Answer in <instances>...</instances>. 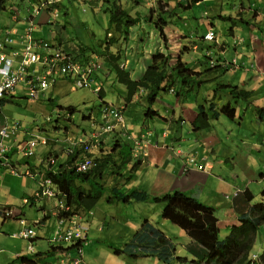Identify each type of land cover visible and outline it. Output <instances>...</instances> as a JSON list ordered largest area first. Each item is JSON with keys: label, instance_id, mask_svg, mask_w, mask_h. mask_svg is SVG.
Segmentation results:
<instances>
[{"label": "crops", "instance_id": "obj_1", "mask_svg": "<svg viewBox=\"0 0 264 264\" xmlns=\"http://www.w3.org/2000/svg\"><path fill=\"white\" fill-rule=\"evenodd\" d=\"M164 1H169L171 6L174 7L172 3L173 0ZM229 1L230 0H202L197 2L190 9L194 7V9L202 11L205 5L206 9L209 11L213 8H218L220 14L217 18L224 22V19L226 18L225 15L228 13L225 6L227 3L231 2ZM255 2L256 6L254 5ZM262 3H264V0H238V5H234L238 6V12H236L235 15L236 17H230L232 21H234V25L228 33V38L223 40L222 43H218V40H221L222 38L220 33L221 27L216 25L214 20L213 22L209 20L206 12L201 15L204 16L206 20L202 22H194L189 31L175 28L171 23L165 28L164 36H161V33L158 32V29L153 23V19L146 24L140 25L138 23L139 25L136 27L137 32L135 34H130L126 39L129 40L127 41V44H125L129 49L137 50V48H139V51H135L130 58V71L132 78L138 80L143 75L152 55L156 52L171 57L173 63L175 62L174 59L176 57H182L183 61L188 64L190 63L192 67H198L199 62L207 56L208 58H221L220 62L224 63V66H226V60H228L226 57L227 51L228 48L230 49L231 47V42L233 45L232 59L228 61L231 63V61L237 59V65L239 68L237 69L233 66L230 67V70L226 75L229 80L227 83L238 85L249 91H254L255 97L252 105L264 107L262 106L264 105V4ZM236 9L237 7H235L234 11L232 10L231 13H234ZM57 14L58 12L55 15ZM245 14H247L248 19L244 18ZM52 18L49 19L48 23L52 21ZM173 19H186V17L181 18L176 16ZM11 22L12 20L10 19V23ZM48 23L45 25L39 23V35L33 38H45L46 26H50ZM16 24H20L21 27L25 26L23 18L19 19ZM238 25L239 27H237ZM245 25L247 29H244ZM234 26L236 28H234ZM187 27H189L188 24ZM17 30H19V27H17ZM209 30H214L216 33L217 41L214 43H206L203 40L205 34ZM239 30L242 32L239 33ZM1 31L6 32L7 27L0 28V32ZM42 31L43 33H41ZM148 33L151 34V40H154L158 44V47L147 42ZM258 35L261 38H259ZM58 44L60 46V42ZM187 46L191 47V49ZM196 47H198L197 50H195ZM186 50H190V52ZM140 70H142L140 77L134 78L132 72ZM229 73H233V75H229ZM114 77L115 74L106 65L104 72H101L100 81L102 82V85H104L108 80L112 79V81H114ZM199 79L204 81L203 76H199ZM210 84L211 83L208 82L197 86V90L193 91L185 102H180L173 92H168L167 95L169 98L166 100L162 95L152 108L159 114L155 116H147L145 114L147 103L144 98L137 96L133 101L126 102L124 98L126 97L125 88L123 87L124 90H118L122 93L118 100L119 106L116 107L123 109L124 116H127V120H129L128 122L125 118L127 127L128 125H135L138 127L136 131L131 128H127V130L125 129L127 137L134 138L143 135L150 140L149 155L142 162L139 170L134 175L133 181L126 186H121L124 189L139 187L153 196L163 195L176 190L189 193L205 204L214 206L218 209V216L221 223L220 226L221 229H223L231 224H238V221L236 220L237 214L241 216L249 213L250 207L253 206L251 201L255 197L250 189L252 184L255 182L259 185L264 184V174H261L259 180L250 177H255L256 168L259 170L261 169L256 156L253 157L252 155H257L264 151V122L257 119L254 111L252 113L253 119L251 120L247 118V113L244 112L251 107L245 108V103H240L237 105V117L235 121L229 120L228 123L223 119L224 117L221 116L218 120L213 121L211 128L196 131L193 122L197 117V100L198 102H201V99L204 96L202 89L204 85ZM187 106H189V108H187ZM241 112L243 114H241ZM99 113L100 111L97 112L98 116ZM187 113L190 114V118L185 120L184 117ZM92 115L91 117H93ZM177 118L179 119V122ZM1 121L5 124L3 119ZM90 123L92 129L91 133L83 135L87 138L93 137L96 134V131L93 129V127L95 128V125L93 122ZM186 125L189 126L188 129H185ZM27 127L28 124H22L21 128L15 133L16 136L14 137L15 134H11L7 143L9 145L20 144L23 142L26 135H28V137L35 134L43 136L38 130H28ZM30 127L32 126L29 125V128ZM248 127L256 129L257 132L250 134ZM64 131L65 136L67 137V145L65 146V150L67 151L73 143H77L83 136L72 138L70 129H64ZM101 135L96 139H101ZM121 135L123 136V134ZM111 136H108V138L106 136L104 137L106 138L105 142L107 143L105 146H111L112 139H114L116 135L113 133ZM230 139L232 145H229L227 149H224L226 141ZM49 153H53V151H49ZM196 153L198 156L201 154L213 160L212 171H210V165H206L205 167H209V169H205L206 171L204 175L202 174V170L198 169L196 164L190 162V159ZM44 155L45 152L41 151L40 155H37L36 158L29 161H26L23 157L16 156H12L11 160L14 163V167L20 169V171H25V169L40 166ZM54 158L58 160V156H54ZM59 162H61V160ZM202 163L206 164L205 161H202ZM6 172L7 171L5 170L0 172V207L3 209V211H0V227L3 229L0 232V256L1 254H5V249L3 247L6 243V237L19 226L23 229L20 220H25V207L37 204L36 202L25 204L23 203V200L34 194L37 190L39 180V178L34 179L31 176L13 177L6 174ZM128 174L130 173H127L126 175ZM14 185L18 186L15 195L13 193ZM32 185L35 186V188H32ZM238 190H242V193L234 198L233 195ZM245 190H248L249 193L245 194ZM17 193H19V195ZM227 195H230V199L226 198ZM52 200L53 199L42 200L45 203L41 208L43 220H37L33 223L35 225L36 222H39V225L37 226H39L40 229L42 228L41 233H37V237L32 242L36 248L39 247L41 249V251L38 252L42 254L40 257L42 262L39 261L40 264H52L49 261L51 255L47 257V253L51 251V246H57L51 244L57 223L55 218V216H57V209L56 205L51 202ZM21 201L22 206H19ZM50 204L51 207H49ZM120 204L116 205L122 209L121 215L124 216L122 221L129 222L128 224H125V226L131 228L133 236L137 231L142 229L143 225L149 227L154 226L158 229L157 226L160 221H156L152 218L154 216V204ZM5 208L13 210V215L7 217L4 213L6 210ZM128 208H130V210H128ZM135 209H138L141 212V221H136L130 218ZM125 213L127 216L124 215ZM156 214L159 215L158 211H156ZM227 214H230L229 217L231 222L229 223L225 221ZM82 215H85V217L87 216L86 218H93L95 216L94 210ZM82 215L79 216L82 218ZM26 222L30 225L28 221ZM39 241H41L40 244L38 243ZM42 244H46L49 247L48 251H44L46 245L42 246ZM36 253L37 252H35V254ZM9 254V260L11 261L20 255H28L27 243L26 252L23 251V245L21 244L20 246L12 248ZM76 256L78 255L73 254L71 257ZM56 261L57 264H61L62 261L67 263L68 258L61 256L56 259ZM53 264H56V262Z\"/></svg>", "mask_w": 264, "mask_h": 264}, {"label": "trees", "instance_id": "obj_2", "mask_svg": "<svg viewBox=\"0 0 264 264\" xmlns=\"http://www.w3.org/2000/svg\"><path fill=\"white\" fill-rule=\"evenodd\" d=\"M13 1L15 0H0V12L2 10H7L11 18L12 10L22 12L30 6V13L35 9L45 11L49 15L48 19L45 21L48 23L49 18L52 17V12L55 10L58 11V8L59 12H61L65 0H22L23 2L19 3V5L15 4L16 7L11 4ZM69 1L74 6L86 4L92 6L94 2H99L101 8L105 6L104 13L108 15L109 24L108 29L106 30V37L100 41L99 50L93 46L72 45L71 43L63 44L60 48L71 52L75 57V60L82 62L90 60L94 54L99 57H104V62L107 63L106 65L115 74V80L126 90V97H124L126 102H131L135 97L141 96L147 103L145 112L147 116L159 115L158 112L154 111L152 108L164 92L168 93L172 91L180 102H185L190 94L197 90V86L215 81L214 86L212 87L213 97L211 100L203 99V102L205 101L208 104L205 106L197 100V117L193 122L196 131L211 128L213 121L218 120L221 116L226 117L228 120L235 121L237 117V105L240 103L250 104L254 109L253 111L257 119L264 122V107L252 105V103H254V91H249L238 85L224 82L223 79L229 72L231 63L229 66H224L222 64L210 66L207 62L210 59L206 57L205 60L199 62L198 67H192L190 63L188 64L184 62L182 57H176L174 59L175 62L173 63L171 57L156 52L152 55L147 68L138 80L132 78L130 70L122 69L120 63L125 64L129 58H127V56L123 57L122 52L115 54L110 51V43H119V39L116 37L108 39L107 34L111 32V29H116V31L123 35L125 39L130 36L131 29L138 25L140 19H135L131 15L127 10L126 4L131 2L130 4H133V6L137 4L139 5L141 3L140 0ZM157 1V17L153 23L158 29V32L161 33V36H164L165 28L171 23L172 25H175L176 23L175 20H171L173 16H175L176 6L190 9L193 5L202 0H173L176 2V6L174 7L171 6L169 1ZM8 5L10 6L8 7ZM152 12L154 11L152 10ZM30 13L29 15H31ZM64 14L68 15L69 13L67 10H64ZM150 20L151 13L149 14L147 21L149 22ZM11 24L12 22L7 26V30L11 27ZM48 24L52 26L56 24V22H49ZM103 50L105 53L102 52ZM219 60L220 59H218V61ZM199 76H203L204 81L200 80ZM67 82V85L71 87L70 82L72 81L67 78ZM91 89L94 90V87ZM207 90H210V87ZM10 93H18L20 96L30 99L23 86H17ZM10 93L5 95V99L0 100V106L6 104L8 98L13 97V94L10 95ZM97 94L103 101L98 110L99 112L103 106L110 105V103L105 100L106 93L104 88L98 91ZM37 99H39V97L30 100ZM49 100L52 101V99ZM60 108L61 111H65V108ZM76 111L77 109L75 107L70 106L66 108L65 114L67 116H73ZM59 117H61L60 113ZM88 119L89 122H93L95 125L94 130L96 133H101L97 117L94 118L90 116ZM59 120L60 119L58 118V121ZM32 128L33 130H40L33 126ZM55 128L58 127L55 126ZM121 134H123L122 131L116 130V137L115 140L112 141L111 146H105L108 148L100 145L97 151H89L88 148L92 141L88 139L83 145L79 146L80 143H78L74 146L71 152H67L65 160L61 162L55 160L54 165L50 163V160L52 159L50 157L51 154H48L45 157V161L42 162L40 166L25 169L29 171V174H12L9 170L6 174L14 177L31 176L34 179L39 178L38 186L42 180L48 179L53 183L57 198L61 203L70 208L69 211H60V214L55 216L57 223L54 232L58 227L64 232L70 231V228L66 229L64 227V225L70 223L69 220H62V224L60 223V220L63 217L66 219L71 216L92 212L105 193L108 192L109 196L106 200L109 204L113 205L120 203H162L164 205L161 214L162 218L182 228L189 237L190 243L198 245L204 250L201 258L196 256L192 259L178 257L186 264H256L258 259L261 261V264H264V250L260 256H257L258 259L256 262H254L253 258L257 235L260 233L259 231L264 229V203H258L251 206L249 213L241 216L237 214L236 220L238 221V224H231L228 226L227 229H230L229 234L224 239H220L219 235L222 229L220 226L221 223L218 216V209L214 206L205 204L195 196L179 190L153 196L139 187L131 189L122 188V186H126L133 181L134 175L147 157L143 156V158H140L142 155L141 153H138V156H136L134 139L137 137L130 138L127 137V134L125 136H122ZM28 138L29 137L26 135L23 142ZM12 156L22 157L16 155L15 150H11V153L7 156L11 165H13L11 162ZM35 156L36 150L33 157ZM33 157H24V159L29 161L33 159ZM85 158L93 159L95 165L85 172H78L76 166ZM191 159L193 163L198 166V169L203 170L206 165H210V171H212L213 160L208 157L201 154L198 156L196 153ZM202 161H205L206 164H203ZM126 172H129L130 174L126 175ZM109 180L112 182L109 183ZM248 193V190H245V194ZM28 199L30 202H33L32 198L29 197ZM1 211H3V209H1ZM229 216L230 214H227L225 219L228 223L231 222ZM76 234L77 233H73L75 238L72 242L67 243L68 245H64L66 243H60L57 246H51V251L47 253V257L51 255L50 257H54L56 260L61 256L71 257L73 254H77L79 250L83 249L86 240L83 237L81 230L78 236ZM9 236L16 239L12 237V234ZM150 238L158 241L159 244H157L156 247L162 249L161 258L162 260L168 261V258L173 255V251L176 247L173 245L172 241L166 237L164 232L154 226L149 227L143 225L142 229L134 234L132 246H130V249L134 252L131 251L130 254L136 253L138 255L142 253L143 257L147 256L150 249L145 245H140V243L148 241L147 243L153 246V242L150 241ZM154 248L155 247L152 248V253H156ZM117 252L121 253L120 250H117ZM136 254L133 255L137 256ZM41 256L42 254L40 253L34 255H21L9 264H40L39 261L42 262L40 259Z\"/></svg>", "mask_w": 264, "mask_h": 264}, {"label": "rangeland", "instance_id": "obj_3", "mask_svg": "<svg viewBox=\"0 0 264 264\" xmlns=\"http://www.w3.org/2000/svg\"><path fill=\"white\" fill-rule=\"evenodd\" d=\"M94 1V0H93ZM135 1V0H134ZM141 3L138 5L133 4H126L127 10L131 13V15L136 19L139 18V24H146L148 21L149 14L151 13V19L153 18V21H155L157 17L156 9H157V0H140ZM231 1V2H230ZM230 3H227L225 6V9L228 10V13H226V18L224 19V22L219 20L217 17L220 14L218 8H213L210 11L206 9V5L203 7L202 11L199 9H192L185 8V7H177L176 2H172L175 8V18L176 16H179L181 18L186 19H171L175 20L176 23L174 26L175 28H178L180 30H186L189 31V29L193 26L194 22H202L206 20L204 16H201L206 12L208 15V19L213 22L215 21L216 25L221 27V40H218V43H222L223 40L228 38V33L231 31V27L234 25V21L230 19V17H236V12H238V0H230ZM22 0H15L11 4L16 7L15 4L22 3ZM264 4V3H262ZM256 6V2L254 3ZM10 5H8L9 7ZM101 4L99 2H94V4L91 6L89 4L86 5H73L69 0H65L63 3V8L61 9V12L55 10L54 12H58V16L52 12L51 16H56L55 20L52 18L51 22H56L54 25L46 26V36H44L45 41L48 42L50 45H55L60 48L63 44H69L71 43L81 46H87V47H94L97 50L100 49V41L103 40L106 37V30L108 29L109 19L108 15L104 13V7L100 8ZM237 7L234 13H231L232 10L234 11V8ZM64 10L68 11V15L64 14ZM152 10L154 12H152ZM205 15V16H207ZM153 16V17H152ZM49 15L45 11H41L38 14V18L36 19L37 24H46V19H48ZM244 18L248 19L247 14L244 15ZM10 16L8 14V11L2 10L0 12V28H5L10 24ZM50 19V18H49ZM138 24V25H139ZM187 24L189 27H187ZM136 25L131 29L130 34H135L137 32ZM236 26V25H235ZM234 26V28H236ZM239 27V25L237 26ZM39 26L36 27V30L34 32V37L39 35ZM53 30H52V29ZM244 29H247L246 25ZM54 31V32H53ZM23 32V30H22ZM242 31L239 30V33ZM51 33V35H50ZM56 33V34H55ZM61 37V38H60ZM108 39H112L113 37H116L119 39V43H110V51L112 53H119L124 52L126 49L131 53H135V51H139V48L136 49H129L125 44H127V41L125 40L124 36L121 35L116 31V29L112 30L111 32L107 34ZM259 38H261L258 35ZM71 41V42H69ZM51 42V43H50ZM60 42V46L58 43ZM147 42L151 45H155L158 47V44L151 40V34L148 33ZM228 44V43H227ZM106 46V45H103ZM229 46V45H228ZM230 49L228 48L227 51V58L228 60L232 59V43L230 42ZM191 49V47L187 46ZM92 49V48H91ZM65 50V49H64ZM185 51V50H184ZM190 52V50H186ZM91 52V51H90ZM105 53V51H102ZM220 54V53H218ZM131 55L127 56V58H131ZM94 59L98 61V63L101 64V71L104 72V69H106V62L104 57L93 55ZM208 57V56H207ZM235 58V57H233ZM206 58H203L205 60ZM210 60H208V64L211 66V60L218 61L217 58L209 57ZM226 60V66H228L230 61ZM202 61V60H201ZM130 70V66L129 69ZM142 70L140 71H134L132 72L134 78H139ZM233 75V73H229V75ZM115 78V77H114ZM224 82H229L227 76L224 77ZM214 82H211L210 85H204L202 89V93H204V97L201 99V103H203L205 106L208 104L205 101L203 102V99L211 100L213 97V89ZM67 78L61 77L58 78L55 83L50 85L48 89L42 93V95L37 100H30L26 99L18 93H10L13 94L11 98H8V102L4 104L3 106H0V130L3 129L4 123L1 121L2 119L6 122H14L18 121L21 123V125L28 124L27 129L32 130L33 127L39 128L40 133L43 134V138L46 140L45 144L39 145L36 148V156L41 154V151L45 152V155L43 156V161H45V157L48 154H51L52 160H56L54 158L58 156V161H63L67 157V152H71L75 145L70 146V151L65 150V146L67 145V137L65 136L64 129L68 128L71 131V137L72 138H79L80 136H83L85 134L91 133V123L89 122L88 117L92 116L95 118L97 117V120L99 123H101V113H99V116L97 115V112L102 105L103 101L99 98L97 92H95L92 89H77V90H71V87L67 85ZM105 85V88H104ZM103 88L105 89V100L113 104L114 106H119L118 100L121 95V91L118 90H124L123 86L118 83V81L114 80H108L104 83ZM210 87V90H207ZM212 89V90H211ZM167 92H164L163 98L168 99L169 96L167 95ZM44 95V96H43ZM28 96V94H27ZM29 97V96H28ZM255 97V96H254ZM6 97L0 98V100L5 99ZM49 99H52L50 101ZM194 100V99H193ZM145 105V103H144ZM73 106L77 109V111L74 113L73 116H67L65 114L66 108ZM264 106V105H262ZM65 108V111H61V108ZM146 107V105H145ZM249 108L244 113H247V118L253 119V107L249 105L248 103H245V108ZM189 108V106H187ZM244 111V108H243ZM59 113L61 114V117H59ZM124 114V113H123ZM241 114H243L241 112ZM241 116V115H240ZM127 120V116H124ZM224 117V116H223ZM58 118L60 119L58 121ZM71 118V119H70ZM185 120L190 118V114L187 113L185 115ZM226 122L229 123V120L227 118H223ZM178 122L179 119L177 118ZM129 122V120H127ZM249 122V120H248ZM58 127V128H55ZM127 128L137 130V126L135 125H128ZM189 126L186 125L185 129H188ZM249 131L250 134H254L257 132L256 129H251L250 127ZM94 129V127H93ZM17 133V132H16ZM113 133H102L100 136L101 139L93 140V142L97 145V147L94 150H98L100 145L102 147H105L107 144L105 142L104 138L105 136L108 138V136H111ZM16 134L14 135V137ZM18 136V135H17ZM28 136V135H27ZM112 137V136H111ZM185 137V135H184ZM114 138V137H113ZM80 139L83 140V144L88 140L85 136L81 137ZM7 140H5V143H7ZM112 139V141H114ZM8 144V143H7ZM9 145V144H8ZM229 145H232V141L227 140L224 149H227ZM13 147L11 150H14V144L9 145ZM11 150L8 151L7 156L11 153ZM17 151V150H16ZM49 151H53V153H49ZM148 153H149V147H148ZM33 157L34 158H36ZM253 157L256 156L258 162L260 163V170L258 168L255 169L256 175L255 177L250 176L251 178L255 180H259L261 177V174H264V151L261 153H258L257 155H252ZM24 158V157H23ZM13 163V161L11 160ZM14 164V163H13ZM209 167H205L202 170V174L205 175V169ZM20 170V169H18ZM26 171V170H25ZM200 171V170H199ZM23 172V171H22ZM129 172H126L127 174ZM14 177V176H13ZM250 180V178H249ZM112 181L109 180V183ZM254 182V181H253ZM18 188L17 185H14L13 187V193L15 195L16 189ZM32 188H35V186L32 185ZM39 186L37 187L38 190ZM251 191L254 194V198L252 199L251 203L252 205L258 204V203H264V184L259 185L256 182L252 184L250 187ZM36 190V191H37ZM35 191V192H36ZM34 192V193H35ZM19 195V193H17ZM109 196V193L106 192L101 201L97 204L94 210L95 216L93 218H86L85 215H82L81 219H78L76 221V225L73 224H66L64 227L66 229L72 228L74 226L78 227L83 237L85 238V245L81 252V257L83 259L84 264H186L184 261H181L179 258L187 257L188 259H192L194 256L201 258L203 256V249L195 244L190 243L189 237L186 235L185 231L180 228L178 225H175L171 223L168 220H162V210L164 205L162 203L160 204H154V212L153 217L154 220L160 221L159 225L157 226L162 232L165 233L166 237L169 238L173 245L176 247V249L173 251V255L168 258V261L162 260L161 258V251L162 249H159V247H156L158 241H156L153 238H150V241L153 242V246L147 243L148 241L141 242L140 245H145L150 249V252L147 254V256L143 257V254H136L131 253L134 252L130 249V246H132V239H133V231L128 226L126 227L125 224H128V221H122L124 219V216L121 215L122 209L117 205L109 204L106 200V198ZM34 201V200H33ZM51 202H53L56 207L59 206L60 201H57V199H53ZM44 202L40 201L37 202V204L32 206H27L24 209L25 216L24 219L29 222V224L37 231V233H41L42 228L40 229L39 226L34 225L33 223L35 221L43 220V213L41 211V208L44 206ZM122 205V204H120ZM22 206V201L20 202V205ZM51 207V204L49 205ZM130 210V208H128ZM156 211H158V214H156ZM110 213V214H109ZM127 216V214H124ZM115 218V219H112ZM133 220L141 221L142 215L141 212L138 209H135L132 214ZM55 219V218H54ZM53 219V220H54ZM22 229V227H18L14 231H12L10 234H14L19 232ZM2 227H0V232L2 231ZM230 232V229L223 228L220 231V239H224ZM260 233L257 235V242L254 248V254L256 256H260L264 250V229L259 231ZM26 243L28 246V242L21 240V239H11L9 236L6 237V243L3 247L5 249L4 255L1 254L0 256V264H9L12 262L9 260L10 252L12 248L16 246L23 245V251L26 252ZM39 244L41 241L38 242ZM51 244L53 245H59L58 243L52 241ZM46 245V244H44ZM42 244V246H44ZM64 245H68L67 243ZM137 246V245H135ZM155 247V252L152 253V248ZM49 247L46 245L44 251H48ZM51 249V248H50ZM117 250H120L121 253H118ZM125 252H123V251ZM41 249L39 247L36 248L35 246V252H39ZM43 251V249H42ZM136 254L137 256L133 255ZM28 255H32L28 251ZM154 255V256H152ZM179 257V258H178ZM52 264L57 261L54 259V257H50L49 260ZM256 264H261V261H259Z\"/></svg>", "mask_w": 264, "mask_h": 264}, {"label": "built area", "instance_id": "obj_4", "mask_svg": "<svg viewBox=\"0 0 264 264\" xmlns=\"http://www.w3.org/2000/svg\"><path fill=\"white\" fill-rule=\"evenodd\" d=\"M40 12L41 11L38 9H35L32 13H30L29 9L22 12L12 10L11 27L7 32H0V98L5 97L6 94L13 91L17 86H23L29 98L36 99L61 77L69 78L72 81L70 82L72 90L80 88L91 89L94 87L95 92L100 91L103 88L102 82L100 81L102 67L96 59L91 58L83 62L75 60L71 52L63 50L55 45H50L44 38H33L31 36L38 26L36 19ZM29 13L31 15H29ZM56 13L57 12H54V14ZM20 18H23V23L25 24L23 27H21L20 24H16ZM53 19L55 20V17ZM17 27H19V30H17ZM41 33H43V31ZM203 40L206 43L216 42L217 37L214 35V30H209L205 34ZM197 49L198 47L195 48V50ZM215 64L216 62L211 60V65ZM128 65L129 61L127 60L125 64H121L120 66L125 69ZM231 66L237 69L239 68L237 59L231 61L230 67ZM100 113L101 123H99V128L101 133H96L93 137H86L92 141L88 148L89 151H96L94 149L97 145L93 140H96L102 133H115L116 130H119L122 131L124 136L127 134L125 131L126 120L123 109L113 105H107L101 108ZM21 126V123L18 121H6L3 129L0 130V172L9 170L12 174H29L28 170L22 172L11 165L6 156L8 151L13 147L5 143V140L8 139L11 134H15ZM45 143L46 140L41 135H31L23 143L14 145L15 154L22 157H33L36 148ZM78 143H80L79 146L83 145V140L80 139L77 143H73L72 145ZM134 145L136 156H138V153L142 154L140 158L149 155V139L142 135L134 139ZM67 151H70V149ZM190 162L193 163L192 159H190ZM50 163L54 165L55 160L51 159ZM94 165L93 159L85 158L77 164L76 170L78 172H85ZM30 198L36 203L44 199H57V201H60L56 196L53 183L48 179L40 182L38 190ZM23 202L27 204L30 201L28 198H25ZM1 209L0 207V211ZM56 209L57 215L60 214V211L67 212L70 210V208L61 203V201ZM4 213L9 217L13 215V210L6 209ZM67 219L70 224L76 225V221L81 219V217L79 215L71 216L66 219L63 217L60 223L62 220L66 221ZM20 224L23 226V229L12 234V237L30 242L27 246V250L29 252H35L32 240L36 237V230L23 219L20 220ZM37 224H39V222L35 223V225ZM73 233H77L76 235L78 236L80 229L74 226L70 228V231L64 232L58 227L54 232L53 241L56 243H70L75 238ZM81 252L82 250H79L77 253L78 256L70 257L67 263L62 261L61 264H84ZM253 258L254 262L258 259L256 255H253Z\"/></svg>", "mask_w": 264, "mask_h": 264}, {"label": "clouds", "instance_id": "obj_5", "mask_svg": "<svg viewBox=\"0 0 264 264\" xmlns=\"http://www.w3.org/2000/svg\"><path fill=\"white\" fill-rule=\"evenodd\" d=\"M126 40V39H125ZM129 40V39H128ZM128 40H126V41H128ZM122 54H123V52H122ZM129 55H131V53L126 49V51L124 52V57L125 56H129ZM93 58V57H92ZM128 61H129V64H130V60L128 59ZM120 65H121V63H120ZM130 66V65H129ZM121 67V66H120ZM122 68V67H121ZM123 69V68H122ZM128 70L129 69V67H127V68H125L124 70ZM172 92V91H171ZM126 127H127V124H126ZM240 193H242V190H238V191H236L235 192V194L233 195L234 196V198L235 197H237ZM245 193V192H244ZM230 198V195H227L226 196V198ZM24 203V202H23ZM37 225H39V224H37ZM36 236H37V232H36ZM35 239V238H34ZM34 239L32 240V242L34 241ZM22 240V239H21ZM30 242H28V244H29ZM58 244H60V243H58ZM34 248H35V246H34ZM28 251V250H27ZM30 253H32V255H34L35 254V252H30ZM21 256V255H20ZM19 257V256H18ZM67 258H70V257H67Z\"/></svg>", "mask_w": 264, "mask_h": 264}, {"label": "bare ground", "instance_id": "obj_6", "mask_svg": "<svg viewBox=\"0 0 264 264\" xmlns=\"http://www.w3.org/2000/svg\"><path fill=\"white\" fill-rule=\"evenodd\" d=\"M20 19H22V18H20ZM8 31V30H7ZM6 31V32H7ZM214 35L216 36V33L214 32ZM32 37H34V35H31ZM216 64H222V65H224V63H222V62H220V60L219 61H216ZM215 64V65H216ZM229 65H230V63H229ZM211 66H214V65H211Z\"/></svg>", "mask_w": 264, "mask_h": 264}]
</instances>
